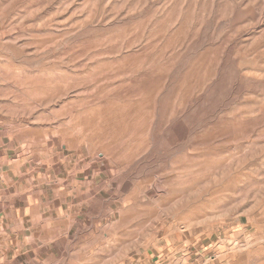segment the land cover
Segmentation results:
<instances>
[{
	"label": "rangeland",
	"instance_id": "374dc122",
	"mask_svg": "<svg viewBox=\"0 0 264 264\" xmlns=\"http://www.w3.org/2000/svg\"><path fill=\"white\" fill-rule=\"evenodd\" d=\"M6 170L71 264H264V0H0Z\"/></svg>",
	"mask_w": 264,
	"mask_h": 264
},
{
	"label": "crops",
	"instance_id": "0c3cea01",
	"mask_svg": "<svg viewBox=\"0 0 264 264\" xmlns=\"http://www.w3.org/2000/svg\"><path fill=\"white\" fill-rule=\"evenodd\" d=\"M3 176L5 179L0 177V264H71L69 247L60 248L58 243L60 223L50 217L33 195L22 198L24 192L21 183L15 180L16 172L6 170ZM206 251L201 244L193 243L184 244L183 249L159 246L136 255L130 264H211ZM60 252L61 257H56Z\"/></svg>",
	"mask_w": 264,
	"mask_h": 264
}]
</instances>
